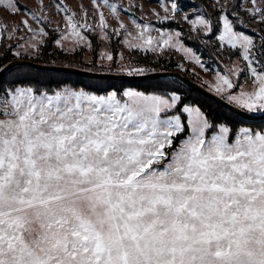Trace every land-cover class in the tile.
<instances>
[{"label": "snow or ice", "instance_id": "6c2138e0", "mask_svg": "<svg viewBox=\"0 0 264 264\" xmlns=\"http://www.w3.org/2000/svg\"><path fill=\"white\" fill-rule=\"evenodd\" d=\"M0 13V264H264V0Z\"/></svg>", "mask_w": 264, "mask_h": 264}, {"label": "rangeland", "instance_id": "374dc122", "mask_svg": "<svg viewBox=\"0 0 264 264\" xmlns=\"http://www.w3.org/2000/svg\"><path fill=\"white\" fill-rule=\"evenodd\" d=\"M26 2V0H20V3H25ZM184 2L187 4V3H191L192 2V0H184ZM0 15H2V13H0ZM205 78H210V77H205Z\"/></svg>", "mask_w": 264, "mask_h": 264}, {"label": "water", "instance_id": "95a60500", "mask_svg": "<svg viewBox=\"0 0 264 264\" xmlns=\"http://www.w3.org/2000/svg\"><path fill=\"white\" fill-rule=\"evenodd\" d=\"M205 95H207V93L205 92Z\"/></svg>", "mask_w": 264, "mask_h": 264}]
</instances>
